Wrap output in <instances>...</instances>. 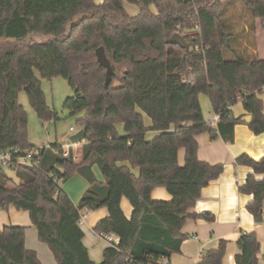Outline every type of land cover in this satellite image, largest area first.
Returning <instances> with one entry per match:
<instances>
[{
    "label": "trees",
    "instance_id": "trees-1",
    "mask_svg": "<svg viewBox=\"0 0 264 264\" xmlns=\"http://www.w3.org/2000/svg\"><path fill=\"white\" fill-rule=\"evenodd\" d=\"M230 0H0V40L14 44L0 47V151L33 147L27 142V114L19 103L24 91L37 118H57L46 103L41 80H66L72 96L63 108L72 115L84 114L77 127L84 130V156L74 161L57 142L41 146L37 169L19 167L12 175L0 171V209L28 212L37 240L49 248L57 264H155L179 252L186 238L182 234L188 218L213 221L209 213L191 214L188 209L199 199L203 187L219 178L223 166L197 158L195 137L207 132L211 140L234 141V128L242 122L231 107L241 101L248 125L255 135L264 134L262 101L264 60L241 51L243 30L236 27L235 14L224 17ZM245 22L252 30L255 21L264 22V0H241ZM135 4L139 14H126L123 3ZM155 7V13L149 7ZM241 15V14H240ZM48 36L30 39L32 34ZM175 33L183 36L189 49L167 41ZM103 47L114 76L104 88L105 69L95 52ZM120 84L131 96L132 112L120 119L111 116L112 87ZM107 91V93H106ZM93 95L102 98L101 115L92 117ZM205 95L216 127L206 122L199 97ZM116 108L122 111L120 103ZM159 132L147 141L141 113ZM122 124L119 133L117 124ZM179 149L185 162L178 164ZM127 162L129 166L121 165ZM256 174L238 186L252 196L246 209L262 222L264 203V158L247 155L235 159ZM96 165L103 181L94 177ZM138 169V177L131 172ZM77 173L88 188L74 205L58 184ZM53 176L54 178L50 177ZM155 187L164 188L171 200L151 199ZM126 198L128 219L121 209ZM107 209L105 219L94 226L97 234H113L116 247L108 246L103 260L89 258L79 226L81 214ZM26 228L0 229V264H41L36 253L25 248ZM226 241L207 250L198 264H222ZM235 264H257L259 242L254 233H242L237 240ZM128 259V261H126Z\"/></svg>",
    "mask_w": 264,
    "mask_h": 264
},
{
    "label": "crops",
    "instance_id": "crops-1",
    "mask_svg": "<svg viewBox=\"0 0 264 264\" xmlns=\"http://www.w3.org/2000/svg\"><path fill=\"white\" fill-rule=\"evenodd\" d=\"M104 1L94 0V3L100 5ZM242 24L243 26L240 30H243V36L239 39L241 43L240 50L246 51L247 54L252 53L256 59L264 60V22L261 24V22L256 20L253 30L246 25L245 21ZM117 93L122 95L119 102L122 111L117 108L114 109L110 105L109 112H111V116L120 119L124 114L132 112L131 96L121 87ZM257 96L262 101V113L264 116V92ZM199 103L204 120L215 128L216 125L212 122L215 114L211 109L208 98L205 95H200ZM136 110L139 111L137 108L134 111ZM231 112L234 117L241 118L242 121L234 128V142L232 144L225 143L220 137L211 140L207 132L195 137V141L198 143L197 158L201 162L204 161L210 165L222 164L223 169L218 179L203 187L199 199L188 209V212L191 214L209 213L213 216V221L207 222L201 219L188 218L182 228V234L186 238L181 243L179 252L173 253L169 258V264H198L201 254L207 250H216L221 240L226 241L222 264H235V257L240 252L237 247V240L242 233H254L256 235L259 242L257 264H264V203L262 222L257 223L246 209L247 204L252 201V196L241 194L238 189V186L245 183L248 176L254 175L257 180H261L263 176L256 175L252 169L235 163L237 156L242 154L255 160L264 158V134L255 135L249 130L248 125L243 121L247 113L242 107L241 101L231 107ZM141 114L144 126L148 130L145 139L152 141L153 138L159 135V132L152 131L150 119L144 113ZM116 128H118L119 133H122L121 123L117 124ZM82 144L84 143L73 144L72 148H67L71 155L75 157L74 161L80 160L86 152ZM62 147L66 150L64 146ZM184 155V149H179L177 158L181 167L185 162ZM121 165L129 166L127 162H121L119 166ZM92 172L99 182L103 181V177H101L96 165L92 167ZM131 172L138 177V169L131 168ZM72 179L71 183L65 184L61 189L68 194L72 203L76 205L88 188V183L80 175L74 174ZM151 192V199L154 201L168 202L171 200L169 193L162 187H155ZM9 209L11 217L9 216L8 220L12 218L19 221L18 224L13 226L26 228L24 237L25 248L34 251L41 264H57L47 245L37 240V231L31 225L28 212H24L21 215L20 211H16L13 207H9ZM121 209H123L126 218L129 219L133 209H131L126 198L121 201ZM85 215L86 218L79 225L84 233L82 242L87 248L89 258L95 263H100L103 260V251L110 245L104 240L105 235L97 234L94 231V225L106 218L108 210L99 209L85 212ZM4 226H7L6 223L0 221V229Z\"/></svg>",
    "mask_w": 264,
    "mask_h": 264
},
{
    "label": "rangeland",
    "instance_id": "rangeland-1",
    "mask_svg": "<svg viewBox=\"0 0 264 264\" xmlns=\"http://www.w3.org/2000/svg\"><path fill=\"white\" fill-rule=\"evenodd\" d=\"M229 4L224 8V17H229L230 15L235 14L236 18V27L238 30L243 26L246 16L245 13L249 12L242 3L241 0H230L228 1ZM124 10L126 14L133 17L139 14V10L137 5L129 4L127 2L123 3ZM150 11L155 13V7L151 5L149 7ZM241 14V15H240ZM241 17V18H240ZM247 23V21H246ZM30 39L43 41L49 38L48 36H44L42 34L36 33L32 34L29 37ZM14 44L13 39H4L0 40V47H7ZM120 85L118 86L117 83L113 85L111 95H112V106L114 109L116 108V103L121 101L122 95L117 93L120 89ZM41 88L44 93V97H46L47 106L51 111L56 113L57 118L52 121H42L37 118V115L34 113L33 109L31 108L28 98L24 91L19 93V103L23 107L25 113L27 114V142L29 145L40 147L39 145H46V144H54L55 142L59 143V145L64 146L66 148H72L74 145L70 144L69 140L73 134L78 132L80 129L77 127V121L81 118L84 114H76L72 115L67 110L63 108V104L66 99L72 96V90L69 88L68 83L66 80L62 79L61 77H55L51 81L41 80ZM122 88V87H121ZM93 102H94V109L92 110V117L95 120L99 119L101 115V106L100 102H102V98L93 95ZM137 111V110H136ZM141 113L140 111H137ZM73 128L74 131L70 132V128ZM13 173H9L12 175ZM78 175L77 173H75ZM74 175V174H73ZM65 181L64 183L60 184V187H64L65 184L72 182V177ZM23 215L24 212H20ZM11 217L10 209L8 211H2L0 209V221L2 223H6L7 226L18 224L17 219H9ZM22 227V226H21Z\"/></svg>",
    "mask_w": 264,
    "mask_h": 264
},
{
    "label": "built area",
    "instance_id": "built-area-1",
    "mask_svg": "<svg viewBox=\"0 0 264 264\" xmlns=\"http://www.w3.org/2000/svg\"><path fill=\"white\" fill-rule=\"evenodd\" d=\"M261 91L264 92V86L261 88ZM219 116L215 115L212 119V122L214 124L217 123ZM74 131V129L71 127L70 132ZM82 146H85L82 144ZM40 147H29L26 149H21L19 147H13L9 148L6 151H0V171L5 172L7 175L9 173H14V171L19 167H29L37 169L39 167V152ZM69 150L66 148V150L63 149V156L68 157ZM72 159L74 160L75 157L72 155ZM54 178L52 175L50 176ZM55 179V178H54ZM58 184H61V180L56 181ZM86 218L85 213L81 214L80 223ZM79 223V224H80ZM104 240L109 243L110 246L116 247L119 244L118 238L113 234H107L104 236ZM264 260V256H263ZM128 261V259H126ZM155 264H169V258H161L156 261Z\"/></svg>",
    "mask_w": 264,
    "mask_h": 264
},
{
    "label": "water",
    "instance_id": "water-1",
    "mask_svg": "<svg viewBox=\"0 0 264 264\" xmlns=\"http://www.w3.org/2000/svg\"><path fill=\"white\" fill-rule=\"evenodd\" d=\"M167 42L171 45H177L181 49H186V50L189 49V44H187L185 38L183 36L179 35L178 33L173 34L168 39ZM95 55H96L97 63L100 65V67H103L105 69L104 88H105V90H107L109 88L112 80H113L112 77L114 76L112 66L106 57L105 50L103 47L98 48L95 52ZM106 93H107V91H106ZM250 120H251V115H247L243 118V121L247 125H249ZM84 139H85L84 130H79L78 132H76L75 134L72 135L69 142L71 145L72 144H80V143H83Z\"/></svg>",
    "mask_w": 264,
    "mask_h": 264
}]
</instances>
